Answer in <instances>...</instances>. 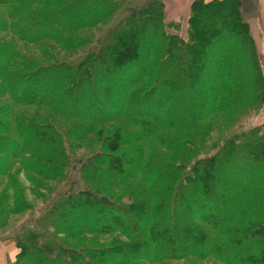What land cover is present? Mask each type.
I'll list each match as a JSON object with an SVG mask.
<instances>
[{
	"label": "trees",
	"instance_id": "trees-1",
	"mask_svg": "<svg viewBox=\"0 0 264 264\" xmlns=\"http://www.w3.org/2000/svg\"><path fill=\"white\" fill-rule=\"evenodd\" d=\"M164 1L141 2L135 11L116 21L78 62L53 63L38 73L25 72L29 64L8 72L4 69L12 63L13 52L6 50L4 62L0 59L3 93L11 95V90L22 85L19 93L22 99H15V103L50 109L71 123L73 129L68 132L76 139L85 138L95 126L115 123L120 117L132 123L131 127L144 137L155 136L161 129L181 134L175 139L157 134L156 138L162 140L170 138L165 144L167 151L171 146L175 149L171 155L147 157L139 147L124 148L138 137L136 133L129 136L125 130L117 129L88 158L79 159V177L85 189L62 195L57 191L56 199L42 218L44 222H40L42 231H37L31 244H26L36 251L33 258H39V264H158L212 253L225 264H264V122H242L204 157H193L199 148L193 133L203 129L202 122L207 117L229 107L236 114L255 116L264 105V78L247 21L255 0L193 1L188 19L189 40L185 41L167 33L171 28L163 18ZM0 3H12L18 9L19 18L28 23L22 26L27 28L29 42L39 38L58 40L66 33L60 40L64 48H71L75 38L69 32L117 16L124 0H0ZM14 12L12 17L16 16ZM90 16L94 18L88 19ZM198 17L204 48L193 60L196 64H192L191 58L198 51L192 40ZM18 25L14 22L11 28L23 35ZM181 52L188 55L181 58ZM197 57L203 61L198 62ZM101 61L109 64L106 74L101 72L104 69L97 68ZM140 62L145 67L137 78L132 76L134 80L123 90L118 89L117 83L102 86L118 74L123 76L127 70H135ZM42 71L45 72L38 75ZM46 76L52 78V90L33 84ZM190 77L199 82L202 90L190 85L181 91L174 85L186 83ZM157 78L165 81L158 88ZM144 80L145 84L139 87ZM172 91L178 92L177 96ZM117 95L120 107L116 113L110 114L114 107L111 105L97 109L102 100L105 104L114 103ZM189 102L190 106L194 103L193 110L187 107ZM175 107L180 108L181 114L173 116ZM20 120H16L17 130L25 139V148L41 156L38 170L47 178L64 179L63 170L71 167L64 134L53 125ZM1 127L7 129L4 124ZM14 147L21 151L20 146ZM209 165L217 166L216 174L224 177L218 183L230 185L235 194L219 188L218 200L205 197L208 196L205 192L214 185L210 179L215 172L209 171ZM231 165L239 172L233 170L227 176ZM135 177L141 185L130 182ZM196 194L200 195L202 213L196 214V208L175 205V200L196 198ZM219 203L228 209L217 216L209 204L217 207ZM209 216L213 220H208ZM123 217L127 218L125 225L121 223ZM203 226L211 228L220 240L209 237ZM180 229L199 235L195 248L178 243ZM113 232H119L125 241L113 240L102 250L79 247L78 251L67 241L55 239L59 234L74 238ZM27 259L21 264H35Z\"/></svg>",
	"mask_w": 264,
	"mask_h": 264
},
{
	"label": "rangeland",
	"instance_id": "rangeland-1",
	"mask_svg": "<svg viewBox=\"0 0 264 264\" xmlns=\"http://www.w3.org/2000/svg\"><path fill=\"white\" fill-rule=\"evenodd\" d=\"M143 1L144 0H124V4H121V9L118 12L117 16L108 17L98 22L97 24L88 25L87 27H83L79 30L69 32V34L72 33L71 36L75 38V45L73 44L71 48H64L62 41L60 40L65 37L66 33L62 34L60 38H58V40L53 38H39L37 41L29 42L27 38V28L22 26H28V23L19 18V15H17L18 9H16L12 3H0V59L4 62V54L6 50L13 52L12 63H10V65L6 67L4 71H15L17 67L21 68V66H28L29 64V69H25V72L32 71L38 73L43 70V67L51 66L53 63H61L64 61L78 62L87 52V50L95 45L97 41L103 36V34L110 27H112L116 21L121 19L126 14L135 11L137 9V6ZM190 6L186 19H183L181 17L180 19L177 17L170 20H164L165 23L170 24L171 29L167 31L168 34L179 36L184 41L189 40L187 29L188 19L190 17ZM224 10L225 8L221 11H223L224 13ZM13 11H15V17H12ZM250 12L251 13L248 15L249 19L254 16V14L252 13L253 9ZM96 17H98V15H96ZM199 17H201V15H199ZM199 17L196 18L195 22V31L197 36H192V40L195 46L198 48V51L196 50L195 55L192 56V61L195 59L196 55L199 54V51H202V49L204 48V41H201L202 27ZM90 18L94 17L90 16L88 19ZM14 22H17L19 24L18 28L22 30L23 35L17 34L16 29L14 31L12 30L11 27ZM173 29L175 30V32L173 31ZM249 31L253 39V34L250 28ZM253 41L254 43L256 42L254 39ZM255 47L257 51L256 58L258 64L260 65V69L264 78V57L261 58V56L259 55L256 43ZM202 53L205 54L204 52ZM187 55L188 54L181 52V58H185L184 56ZM196 60H199L198 62H202L203 58H201L200 60V58L197 57ZM192 64L196 63H194L193 61ZM108 65L109 64H107L105 61L104 63L103 61H101L97 64V68L99 70L104 69V71L101 72L106 74L108 73L107 70L110 68L108 67ZM144 67L145 64L140 62V64H136L135 70L131 68V70H127L128 73H124L123 76H121V74H118L116 77H114L115 79L113 78L112 80H110V82H104L102 86L106 85V87H111V85L117 83V85L119 86L118 89L120 88L123 90L134 80L132 76L136 75L135 77L137 78ZM44 72L45 71H42L38 75L41 76V74ZM125 75H129L130 77L126 78L127 76ZM106 78L104 80H107ZM51 80V76H46L45 79L42 78L40 80H36V82L33 84L38 85L37 87H45L46 91H48L53 89ZM156 82V87L158 88L159 85L163 84V82L165 81L164 79L157 78ZM89 83L93 84L94 82L89 81ZM143 84H145V80L142 82V85H139V87L143 86ZM174 85L179 86L177 88H180L181 91L189 88L190 85H192L193 88L202 90L201 86L200 88L198 87L199 82H196L193 77H190L186 83ZM2 86L3 81L0 79V264H21L27 258H30V263H33L35 261V264H39L41 262L39 258H33V253L36 251L30 247H26V244H31L37 238V231H42V223L40 222H44V219L42 220V218L46 214V211L53 204V201L56 199L55 193L57 191H59L62 195L85 189L79 177L80 167L77 161L79 159L88 158L90 156V153L93 152V150L97 148V146L101 145L102 141L105 140L106 137H108L109 135L111 136L110 132H115L114 130L120 129L122 131L125 130L127 132L126 135L129 136L132 133H136L139 138H132L131 141H133V143L130 145H125L124 148L139 147L146 152L147 157L151 154L171 155L175 149L173 148L174 146H171V150L169 149L167 151L165 149V144H167L166 142H170V138L163 137L162 140V138H156L157 134H166L167 136H170L174 139L176 137H180L181 135L177 131L161 129L158 131V133H156L155 136L144 137L138 135L139 133L137 132V130L131 127L132 123L128 124L127 119L125 120L120 117L119 120L115 123L95 126L94 131L90 132L87 137L76 139L71 136L70 132H68L73 129L71 123L65 119L58 117L56 113L52 112L50 109L37 106L35 107L17 105L15 103V99H22L21 97H19L22 85L17 86L15 89L13 88L14 90H11V95L7 94L6 92L3 93ZM168 93L170 94L169 91ZM177 94L175 93L173 95L177 96ZM117 97V100L113 101L114 103L110 104H105L106 102L102 100V106H100V108L98 107L97 109L101 110V108L103 107L110 108V105L114 106L115 109L114 107H112L110 112V114L113 115L118 111V108L120 107L119 95H117ZM192 97H194V95ZM198 102L202 103V99ZM195 103L197 104L196 101ZM78 105H76L77 109L80 108V105ZM235 105L236 104H234V106ZM187 107H190V110H193L194 103L190 106L189 102V106L187 104ZM175 114H181L180 108L175 107V109L173 110V116H175ZM17 118L21 119V122L22 120L26 119L29 122L37 125H53L56 129H59L62 134H64L65 149L69 154L71 160V167L69 169H66L65 171L63 170L62 172V175L64 174V179H51L41 174V172L38 170V168H40V165H42L41 156L39 155V153L37 154L33 150L25 148V139L21 138L22 135L17 130V128H19L16 124ZM152 120L153 118H150L149 122H152ZM242 122H255L256 124L263 123L264 105L255 116H248L245 113L236 114L235 109H233V107H229L218 110V112L212 114L210 117H207V119L202 122L203 129L201 127L202 130H196L197 132L193 133L195 143L199 145V148L194 152L193 157H204L203 155H205V153H207L212 148V146L215 145V143L221 141L228 133H230ZM85 123L90 124L89 122ZM3 124L7 127L6 130L1 127V125ZM16 145L18 147L20 146L21 151H17V148L14 147ZM41 150L44 149L41 148ZM216 167L212 166L211 168L210 165L208 166L209 171L215 172L212 179H210L215 186L213 185L209 187V190H207L208 192H205V195L208 196H204L207 198L210 197L211 201H214L216 199L218 200L220 194L218 193L219 188H221V190L223 191L229 190L233 194L236 193V190L230 189V185H220V183H218L220 177H224L219 176L218 173L216 174ZM234 168L235 165H231L227 176L229 175V173L231 174L233 170L237 173L239 172L237 167L235 169ZM218 172L220 173V170ZM130 182L133 184L141 185V182L137 177L133 178ZM217 184L219 185L216 186ZM120 191L121 189L116 190L115 192L116 194H118ZM199 196V194H196V198L189 197L186 198L185 201L182 200V198H179L175 200V205H184L186 207L188 206L191 210L196 208V210L194 209L195 213L200 214L202 213L203 208L202 205L199 204ZM209 208H211V210H213L215 214L218 213L217 216L222 215V211L228 209L225 206H220V203L217 207L209 204ZM206 210L208 211L209 209ZM89 212L90 211H82L81 213L84 214ZM217 216L215 218H217ZM213 218L209 216L208 220H213ZM126 219L127 218L125 217L121 218V223L123 225L127 223ZM203 229L205 230L204 232H207L209 234V237H213V239L216 241L220 240L217 236V233L211 232V228L203 226ZM131 232L132 231H129V233ZM188 233H190L189 237L187 235ZM56 238L57 240H62L65 242L67 241V243H69L71 246L77 248L78 251L81 247L102 250L110 246L113 240L125 241V238H123V236H121L119 232H113L109 234L83 235L74 238H69L66 235L59 234L57 235V237H55V239ZM177 238V240H179V244H187L192 248H195L198 245L197 240L199 239V235L196 232L180 229ZM39 241L41 242L42 240L39 239ZM37 246L38 248H41L40 244ZM158 264L225 263L220 261V259H218L214 253H212V255L207 257L189 256L183 259L165 260Z\"/></svg>",
	"mask_w": 264,
	"mask_h": 264
},
{
	"label": "crops",
	"instance_id": "crops-1",
	"mask_svg": "<svg viewBox=\"0 0 264 264\" xmlns=\"http://www.w3.org/2000/svg\"><path fill=\"white\" fill-rule=\"evenodd\" d=\"M195 0H165L163 9L164 20L174 18H187L189 6ZM204 2L216 0H203ZM220 1V0H219ZM254 16L247 20L249 21V28L253 34V39L256 41L257 49L261 58L264 57V0H255L253 7ZM252 14V15H253ZM180 18V19H181Z\"/></svg>",
	"mask_w": 264,
	"mask_h": 264
}]
</instances>
